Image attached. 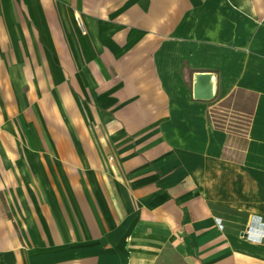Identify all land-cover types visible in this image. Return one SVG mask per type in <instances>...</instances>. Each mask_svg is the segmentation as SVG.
I'll return each mask as SVG.
<instances>
[{
    "label": "crops",
    "instance_id": "0c3cea01",
    "mask_svg": "<svg viewBox=\"0 0 264 264\" xmlns=\"http://www.w3.org/2000/svg\"><path fill=\"white\" fill-rule=\"evenodd\" d=\"M168 247L264 264V0H0V264Z\"/></svg>",
    "mask_w": 264,
    "mask_h": 264
},
{
    "label": "rangeland",
    "instance_id": "374dc122",
    "mask_svg": "<svg viewBox=\"0 0 264 264\" xmlns=\"http://www.w3.org/2000/svg\"><path fill=\"white\" fill-rule=\"evenodd\" d=\"M156 264H188L186 259L176 250L166 248Z\"/></svg>",
    "mask_w": 264,
    "mask_h": 264
},
{
    "label": "water",
    "instance_id": "95a60500",
    "mask_svg": "<svg viewBox=\"0 0 264 264\" xmlns=\"http://www.w3.org/2000/svg\"><path fill=\"white\" fill-rule=\"evenodd\" d=\"M208 76H200L197 77V84L194 87V93L195 95H205L207 96L209 93V87H208ZM200 88V94L196 93V90Z\"/></svg>",
    "mask_w": 264,
    "mask_h": 264
},
{
    "label": "bare ground",
    "instance_id": "6f19581e",
    "mask_svg": "<svg viewBox=\"0 0 264 264\" xmlns=\"http://www.w3.org/2000/svg\"><path fill=\"white\" fill-rule=\"evenodd\" d=\"M200 88H198L197 90H196V93L197 94H200V90H199Z\"/></svg>",
    "mask_w": 264,
    "mask_h": 264
}]
</instances>
